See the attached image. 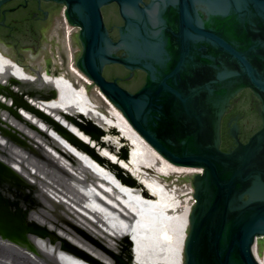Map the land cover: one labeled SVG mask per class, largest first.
Masks as SVG:
<instances>
[{"label":"water","instance_id":"obj_1","mask_svg":"<svg viewBox=\"0 0 264 264\" xmlns=\"http://www.w3.org/2000/svg\"><path fill=\"white\" fill-rule=\"evenodd\" d=\"M44 1L62 5L67 22L79 29L78 70L166 161L201 170L192 179L183 264H260L255 251L264 239V0ZM111 4L124 21L117 42L102 14ZM111 64L132 75L144 72V86L131 93L107 80L104 68ZM245 89L261 103L262 127L243 144L235 125V147L223 151V117ZM122 238L134 264L132 240ZM61 242L81 251L67 239Z\"/></svg>","mask_w":264,"mask_h":264},{"label":"bare ground","instance_id":"obj_2","mask_svg":"<svg viewBox=\"0 0 264 264\" xmlns=\"http://www.w3.org/2000/svg\"><path fill=\"white\" fill-rule=\"evenodd\" d=\"M60 62L55 64L58 76L41 74V69L30 74L0 49V102L20 108L18 115L7 111L2 117L43 151L36 155L0 137V158L64 204L57 208L58 203L44 192L39 194L42 202H31V220L62 234L57 243L33 236L38 249L47 250L45 258L49 255L57 264H114L108 248L84 233L82 225L94 235L105 236L110 248H115L118 240L111 236L118 232L131 234L145 247L165 244L157 251L167 261L151 254L137 258L140 264H183L191 211L183 198L192 188L175 185L166 177L180 176L187 168L166 161L100 90L89 96L87 85L92 82L75 67L73 56L67 66L63 58ZM123 141L129 142L130 151L122 157ZM52 207L58 215L51 213ZM173 219L179 227L171 223ZM65 237L81 251L64 246ZM6 240L0 238V264H31ZM86 252L89 256L83 257ZM258 261L264 264V259Z\"/></svg>","mask_w":264,"mask_h":264},{"label":"rangeland","instance_id":"obj_3","mask_svg":"<svg viewBox=\"0 0 264 264\" xmlns=\"http://www.w3.org/2000/svg\"><path fill=\"white\" fill-rule=\"evenodd\" d=\"M61 14L63 17L64 9L62 10ZM60 19H62L61 16H59V20ZM68 30L70 31L71 28H68ZM64 36H65L64 33L61 32V38H63ZM55 41L56 42H53V43H47L46 48L44 50H40L37 52H23L17 49L16 47H13V45L7 44L3 39L0 38V49L3 50L5 54H7L12 60L16 61L18 65H20L22 68H25V70L30 74L31 73L36 74L34 70L39 71L41 69L42 70L41 74L58 76L61 73L58 69H56L55 64L60 63V58L62 57L59 58V56H61V54L64 52V49H63L64 46H63V43L59 44L57 39ZM72 52L74 53V55H80L81 53L80 46L73 44ZM66 66H67V63H66ZM87 87H88L87 94L89 96H92L93 94L97 92V90H99V88L96 87L93 83L88 84ZM53 92L55 94V91ZM6 104L9 105L7 102ZM7 105H5L4 102L3 103L0 102V106H1L0 108V137H4V138L6 137L12 140L13 142H18V145H20L22 148H24L28 152L30 151L36 155H41L43 151L38 145L31 142L26 136H24L21 132H19L18 129L13 127L10 124V121L7 122V120L4 117H2L3 113L7 111L10 115H14V116L20 113L19 111L20 108L18 109L17 104L15 106L10 105V108H7L8 107ZM102 134H104V132ZM93 139H96V138H93ZM122 143L124 146L122 147V151H120L121 153L120 156L123 157L125 156L124 154L129 152L130 150L127 144L129 142L123 141ZM117 170L118 169H116V171ZM188 170L189 169L185 171L183 170L184 174L180 176L171 175L169 177H166V179L169 180L170 182H174L175 185H178L180 187L187 186V187L192 188V193L188 194L187 196L183 198L189 204H191V209H192L194 206V197H193L194 190L192 187V179L195 174H191L190 171ZM117 173H120V175L123 177L129 178V175L126 172H123L122 170L117 171ZM19 174L20 173L17 170H15L12 167V165L8 164L6 160H3L0 158V238L3 237L7 239L6 241L8 243L6 244H9V243L11 245L13 244L16 250L24 253L26 256L19 254V257H21L22 259H25V261H28L31 264H36L34 260L36 262L38 261L41 262V263L38 262V264H45L43 262V259L44 261L47 260L46 264H57L56 263L57 261L54 258L49 257V255H47V258H45L46 257L45 255L47 254L46 253L47 250L46 252L44 251L42 252L41 250H39L38 249L39 247L36 245V242L34 240L35 238L33 236H36V237L40 236L41 239L47 240V241L54 240L55 243H57V240H58L57 238L62 237V234H60L59 231L57 232L56 230L49 228L48 226L44 224L41 225V223L37 222L36 219L31 220L29 216L31 214L30 206H31V202L35 201V199L40 200V202H42L41 197H39V194H41V192L42 193L44 192L46 196H49L48 198L50 200L52 199L55 200V202L58 203L57 208H60L64 204L61 202H58L55 199V197L52 194H49V192L47 193V191L43 187H41L40 185H36L35 182L30 181L29 179L24 177L22 174H20L22 176L21 177ZM10 201H12L13 203ZM57 208H54V209L56 210ZM54 209L53 207L51 208V213L58 215V213H56L57 210L55 211ZM66 217H68L69 220L71 219V217L67 215ZM63 218L66 219L65 217ZM174 221L175 219H173L171 223L176 225V227L177 226L179 227L180 225H177V223L179 224V222L176 221L177 222L176 223ZM81 226L82 225H80L79 228L84 233L86 234L88 233L87 235L91 237L92 239H94L96 242H98V244L103 245L106 248H108L109 254L114 257V264H129V248L130 247L127 241L124 238H122L125 235H128L129 239L132 240V245H133L132 255H133L134 264L139 263L137 258H142V257L145 258L146 256L149 258L151 254L154 256H157V255L161 256L159 251H157V249L165 245L164 243L157 245L160 242H155V244L151 243L147 247H145L146 245L143 242L141 243L135 242V238H133L134 236H131V234H128V233L122 234L118 232L114 236H111L110 233L108 232L109 233L108 235L118 240L117 242H115L116 244L115 248L111 247L112 248L111 249L110 246L107 243H105V239H106L105 236L102 235L101 237H99V235L98 236L94 235V233H92L89 229L85 228L84 226L82 227ZM176 229L179 230L180 228H176ZM134 249H136V251ZM73 251L76 252L75 250ZM140 255L141 257H139ZM255 255L257 259H264V239L258 240ZM160 258L164 262L167 261V256L162 255Z\"/></svg>","mask_w":264,"mask_h":264},{"label":"flooded vegetation","instance_id":"obj_4","mask_svg":"<svg viewBox=\"0 0 264 264\" xmlns=\"http://www.w3.org/2000/svg\"><path fill=\"white\" fill-rule=\"evenodd\" d=\"M145 3L149 4L150 0H145ZM63 9L62 5L51 1L7 0L0 5V38L23 52L44 50L47 43L56 42L57 39L58 43H63L64 46V52L59 58L62 57L67 63L69 57L73 56L76 66L82 54V46L78 39L79 29L65 23L61 14ZM102 14L113 41H119V29L124 25V21L118 5L103 7ZM59 16L62 18L61 21ZM68 28L71 30L69 31ZM61 32L65 35L63 38ZM73 44L80 46V55H74L72 52ZM116 54L123 56L124 51L118 50ZM104 76L109 81L117 80L122 88L131 93L139 91L146 82L144 72L136 70L132 75L129 70L118 64L105 66ZM260 108V101L250 89L241 91L231 101L222 120L223 151L235 147V141L230 137V130L235 125L240 129L239 139L243 144L248 143L250 138L261 129Z\"/></svg>","mask_w":264,"mask_h":264},{"label":"built area","instance_id":"obj_5","mask_svg":"<svg viewBox=\"0 0 264 264\" xmlns=\"http://www.w3.org/2000/svg\"><path fill=\"white\" fill-rule=\"evenodd\" d=\"M63 19L65 20V23L68 24L66 17H65V10H64ZM188 171H190L191 174L201 173V170H198V169H189Z\"/></svg>","mask_w":264,"mask_h":264}]
</instances>
